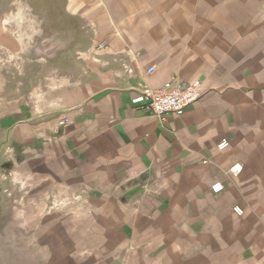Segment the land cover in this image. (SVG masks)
I'll return each mask as SVG.
<instances>
[{"label":"crops","instance_id":"0c3cea01","mask_svg":"<svg viewBox=\"0 0 264 264\" xmlns=\"http://www.w3.org/2000/svg\"><path fill=\"white\" fill-rule=\"evenodd\" d=\"M0 7H41L57 42L39 84L11 94V167L41 200L81 196L71 232L98 237L91 264H264V0ZM172 80L199 81L200 98L161 124L133 101Z\"/></svg>","mask_w":264,"mask_h":264},{"label":"rangeland","instance_id":"374dc122","mask_svg":"<svg viewBox=\"0 0 264 264\" xmlns=\"http://www.w3.org/2000/svg\"><path fill=\"white\" fill-rule=\"evenodd\" d=\"M18 15L31 16L37 23L25 26L16 19L11 22V16ZM41 17V7L32 10L0 7V264H91L95 256L102 255L99 251L104 250L93 247L98 237L88 232H71L78 220L75 221L70 209L78 203L82 206L81 196L61 201L55 192H48L41 200L37 185L11 167V94L24 80L26 87L37 86L45 74L43 66L55 60L53 48L57 42L47 46L41 39L38 23ZM11 35L21 36L15 53H11ZM62 42L59 47L66 46V41ZM20 90L23 93L27 88ZM79 219L80 227L88 228L89 218L79 216ZM60 224L69 232L61 231ZM45 226L47 232L43 233ZM78 235L79 246L73 248V237Z\"/></svg>","mask_w":264,"mask_h":264},{"label":"built area","instance_id":"2783aa9c","mask_svg":"<svg viewBox=\"0 0 264 264\" xmlns=\"http://www.w3.org/2000/svg\"><path fill=\"white\" fill-rule=\"evenodd\" d=\"M104 45H101L103 47ZM153 69H149L152 72ZM200 98V82L193 81L183 84L177 81H169L157 90L148 88L142 89L139 96L134 99L141 110H148L156 117L159 123L164 124L169 116L181 117L185 109L195 103ZM226 142L220 143L217 148L224 149ZM220 188H214L218 192ZM237 215L241 214V210L234 209Z\"/></svg>","mask_w":264,"mask_h":264}]
</instances>
